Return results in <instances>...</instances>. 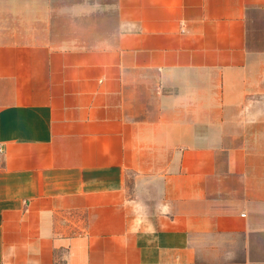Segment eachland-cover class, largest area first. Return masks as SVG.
I'll return each instance as SVG.
<instances>
[{
	"label": "crops",
	"instance_id": "crops-1",
	"mask_svg": "<svg viewBox=\"0 0 264 264\" xmlns=\"http://www.w3.org/2000/svg\"><path fill=\"white\" fill-rule=\"evenodd\" d=\"M0 264H264V0H0Z\"/></svg>",
	"mask_w": 264,
	"mask_h": 264
},
{
	"label": "rangeland",
	"instance_id": "rangeland-1",
	"mask_svg": "<svg viewBox=\"0 0 264 264\" xmlns=\"http://www.w3.org/2000/svg\"><path fill=\"white\" fill-rule=\"evenodd\" d=\"M18 18H16L15 16V20H14V27H15V31H14V36H13V39L14 40H17V41H21V36H20V33L21 31L20 30H17V28L21 25L19 22H17ZM19 21V20H18Z\"/></svg>",
	"mask_w": 264,
	"mask_h": 264
}]
</instances>
